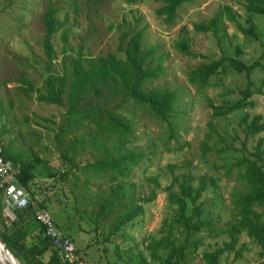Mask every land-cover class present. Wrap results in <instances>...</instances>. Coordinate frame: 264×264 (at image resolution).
<instances>
[{"label":"rangeland","instance_id":"obj_1","mask_svg":"<svg viewBox=\"0 0 264 264\" xmlns=\"http://www.w3.org/2000/svg\"><path fill=\"white\" fill-rule=\"evenodd\" d=\"M160 4L159 0L134 3L124 0H0V127L7 129L2 141L12 154L31 165L25 187L30 191L31 206L49 210L58 228L72 238L77 258L86 259L90 264H124L125 255L117 256L116 245L119 250L137 247L149 259L147 243L166 232L165 225L172 221L175 213V206L169 203L164 191L171 181L170 165H174L175 174L188 178L194 186L202 176L208 180L198 202L203 204L202 217L215 219V229L211 233L205 229L194 234L193 238L201 237L199 248L196 252H186L184 258L186 264H207L201 253L228 240L226 228L234 214L231 200L244 188L233 166L244 139L239 119L244 113L260 114L264 122V87L261 93L252 95V108L214 119L210 117L208 101L219 105L240 97L239 90L246 83L243 73L228 69L225 74L212 77L211 84L204 88L196 87L188 79L194 67L223 53L232 55L236 46L240 47V58L246 63L260 57L264 63V15L248 14L241 0H189L177 9L175 18L168 24L156 14ZM224 5L233 8L242 25H253L259 38L244 36L224 17L227 36L221 44L211 33L194 30V23L207 21ZM49 7L57 9L55 17L62 24L51 37L54 54L50 71H47L43 14ZM183 27L191 50L198 56L185 55L178 49ZM137 31L142 35V48L150 53L145 66L157 72L154 79L146 82L145 88H167L177 94L175 114L171 117L174 137H170L167 124L146 107L126 101L115 112L134 128L129 141L82 124L74 135H63L59 142L55 134L65 107L37 99L39 93L46 91L48 72L57 74L66 69L70 73L71 62L79 50L90 58L114 53L117 58L125 59L126 41ZM262 76L264 70H256L252 79L258 84ZM23 78H27L35 90L26 91ZM69 81L70 78L67 83ZM90 135L104 141L117 155L127 150L143 152L146 158L132 166L126 178H118L114 183L128 185L134 202L152 190L156 193L153 200L142 204L143 213L109 240L111 221L100 220L97 227L94 219L98 202L110 194L109 174L90 176L82 169L71 167V162L64 158L67 155L79 165L92 161L98 150L92 145ZM74 136L82 142H76L82 144L76 150L72 149V144L70 146ZM258 136L264 137V130L248 140V148ZM119 142H122L120 150H114L113 145ZM230 167L233 169L227 173ZM64 170L67 175L61 178ZM153 177H157L159 188H154ZM125 211L126 208H121L114 217ZM261 211L264 220V208ZM31 217L22 224L27 230V244L41 234L34 216ZM125 237L130 238L124 240ZM241 244L245 245L241 256L234 258L233 253H223L218 264H257L261 260L259 245L243 232L237 247ZM50 250L43 254L44 259ZM160 254L164 255V251ZM20 264L30 263L21 260Z\"/></svg>","mask_w":264,"mask_h":264},{"label":"trees","instance_id":"obj_2","mask_svg":"<svg viewBox=\"0 0 264 264\" xmlns=\"http://www.w3.org/2000/svg\"><path fill=\"white\" fill-rule=\"evenodd\" d=\"M124 1L134 3L139 0ZM159 1L161 4L156 9V14L163 17L164 21L170 24L176 16L177 9L189 0ZM241 1L248 14L264 15V0ZM56 12V8L49 7L43 14L45 26L43 47L47 55V71H50L54 54L51 37L62 24L57 21ZM223 17L244 36L259 38L253 25L246 27L241 24L237 19L236 12L230 5H224L218 9L207 21L194 23L193 28L196 32L211 33L218 44H221L227 36ZM185 30L186 28L183 27L182 34L177 42L178 49L185 55L198 56L197 53L191 50L189 38L183 34ZM141 38L142 35L139 31L128 38L124 48L125 59L117 58L114 53L90 58L83 56L79 50L77 56L71 62L70 73H67L66 69L57 74L53 71L48 72V77L45 80L46 91L45 93H39L37 99L65 107L58 123V131L55 134V138L59 142H61L63 135H74L82 124L90 125L95 131L102 130L108 135L113 134L129 141L128 136L133 133L134 128L124 116L115 112L126 101L133 102L135 106L146 107L154 117L167 124L170 137H174L171 117L175 114L174 104L177 100V94L174 90L167 88H145L146 82L154 79L157 72L155 68L145 66V60L150 53L142 48ZM240 54L241 49L236 46L232 55L223 53L216 59L197 65L188 74L189 81L198 88L210 85L212 77L225 74L228 69L245 75L246 83L239 90L240 97L219 105L208 101L212 119L233 111L252 108L254 105L251 99L252 95L262 92L264 76L261 77L258 84L252 79V74L256 70H264L261 57L251 63H246L240 58ZM262 56H264V48ZM68 78H70V81L67 83ZM22 83L26 91L35 90V87L30 84L27 78H23ZM111 101L114 103L106 106ZM239 125L244 134V139L241 142L240 156L235 159L233 166L237 169L238 178L243 183L244 188L239 189L231 200L234 214L232 222L226 228L228 240L223 241L221 245L211 250L201 253L203 261L207 264H218L219 257L223 253H233L234 258L241 256L245 250V245L241 244L237 247V244L239 235L242 232L259 245L261 260L257 264H264V220L261 211L264 208V137L258 136L255 143L248 148V140L264 130V122L260 114L250 116L248 113H244L239 119ZM6 132V127L1 126L0 143H2L3 155L18 167L20 184L26 187L30 178L31 165L28 161L20 160L18 156L10 152L8 145H4L2 136ZM87 133L91 134V131L87 130ZM90 137L92 145L98 150L92 161H86L84 164L79 165L67 155H64V158L71 162V167L82 169L90 176L101 173L109 174L112 183L110 194L107 198L98 202V209L94 215L97 227L100 220L111 221L108 237L106 236L109 240L117 231L140 216L144 211L142 204L153 200L156 193L155 190H152L149 195L138 197V202H134L132 189L128 185L114 183L118 178H126L131 167L146 158L143 152L127 150L117 155L107 147L104 141L97 140L93 135H90ZM73 138L75 140L70 143V146L72 144V149L76 150L82 144L77 145L76 142L81 141H78L75 136ZM121 146L122 142H119L118 145H113V148L114 150H120ZM173 166L170 165L171 181L164 187L169 203L175 206L173 219L165 225V233L158 238L152 237L147 243L149 259L137 247L130 246L119 250L116 245L115 252L121 253H117V256L123 257L122 254L125 255L124 264H151L155 261H158L159 264H186L184 259L186 252H196L200 245L201 237L193 238L194 234L205 229L211 233L215 229V219L212 217L203 218V204L198 202L202 192L207 188V178L205 176L200 177L197 186H194L188 178L175 174ZM232 169L233 167L228 168L227 173H230ZM66 175L67 171L65 170L60 173L61 178ZM151 182L154 183V188H159L157 177L151 178ZM127 203H130V205L127 206ZM123 207L126 208L125 213L114 217ZM34 210L31 204L22 208H15L13 209L15 217L10 218L4 212L0 190L1 240L9 251H13L10 252L20 262L24 260L30 264H62L58 250L54 247L52 240L44 234L43 226L39 223L36 222L41 234H38L34 241L27 244V230L22 227V224L25 219L33 215ZM129 238L125 237L124 240H129ZM49 249H51L50 254L44 259L43 254ZM160 251H164V255H161Z\"/></svg>","mask_w":264,"mask_h":264},{"label":"built area","instance_id":"obj_3","mask_svg":"<svg viewBox=\"0 0 264 264\" xmlns=\"http://www.w3.org/2000/svg\"><path fill=\"white\" fill-rule=\"evenodd\" d=\"M0 190L4 212L12 219L15 217L13 209L25 207L32 202L30 191L20 184L16 166L10 159L4 157L2 143H0ZM33 216L36 222L43 226L44 234L52 240L62 261L68 264H90L86 259L77 258L74 242L58 228L49 210L35 209Z\"/></svg>","mask_w":264,"mask_h":264},{"label":"bare ground","instance_id":"obj_4","mask_svg":"<svg viewBox=\"0 0 264 264\" xmlns=\"http://www.w3.org/2000/svg\"><path fill=\"white\" fill-rule=\"evenodd\" d=\"M11 251V250H10ZM0 242V264H20V261Z\"/></svg>","mask_w":264,"mask_h":264},{"label":"water","instance_id":"obj_5","mask_svg":"<svg viewBox=\"0 0 264 264\" xmlns=\"http://www.w3.org/2000/svg\"><path fill=\"white\" fill-rule=\"evenodd\" d=\"M0 242L4 245L3 241L1 240V238H0Z\"/></svg>","mask_w":264,"mask_h":264}]
</instances>
